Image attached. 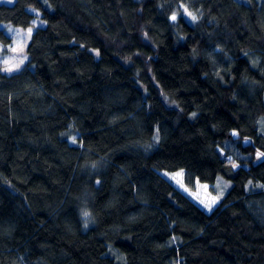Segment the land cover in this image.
Segmentation results:
<instances>
[{"label":"trees","instance_id":"obj_1","mask_svg":"<svg viewBox=\"0 0 264 264\" xmlns=\"http://www.w3.org/2000/svg\"><path fill=\"white\" fill-rule=\"evenodd\" d=\"M34 10L0 71V264H264V0H16L0 24Z\"/></svg>","mask_w":264,"mask_h":264},{"label":"rangeland","instance_id":"obj_2","mask_svg":"<svg viewBox=\"0 0 264 264\" xmlns=\"http://www.w3.org/2000/svg\"><path fill=\"white\" fill-rule=\"evenodd\" d=\"M15 2L16 0H2V2L0 3L13 5L15 4ZM34 12H36L39 18L35 19L34 24L31 27H29L32 30L31 34H29L28 32L29 28H21V27H17L14 25L6 24V23L0 24V28L3 29L9 37L13 38L12 45H9V44L6 45L0 42V64L2 65L0 66L1 72L8 74V75L15 74L19 72L24 67V65L27 63L28 61L27 48L32 40L34 33L37 31L38 28L46 26V22L40 18V13L35 10ZM184 13L194 22L200 21V16L197 15L196 13L192 12L193 14H191L190 12H188V10L185 11ZM193 17H195V19H193ZM4 51L6 52L4 53ZM5 61H7V63H5ZM6 68H12L13 70L6 71L5 70ZM263 123L259 125L260 126L259 129L261 132H264ZM77 137H78V134L75 132L69 135L71 144L73 145L78 144ZM73 140H75V142H73ZM227 182L231 184V182L219 177L217 180V188L223 191L226 188L224 186V183L228 185ZM219 184H222V185L218 187ZM226 190L227 188L225 189L224 192H226ZM86 218H89V216H87ZM89 226L90 225H87V227Z\"/></svg>","mask_w":264,"mask_h":264},{"label":"snow or ice","instance_id":"obj_3","mask_svg":"<svg viewBox=\"0 0 264 264\" xmlns=\"http://www.w3.org/2000/svg\"><path fill=\"white\" fill-rule=\"evenodd\" d=\"M0 2H2V0H0ZM173 20H175V16L172 17ZM193 19H195V17H193ZM31 28L28 29L29 34H31ZM22 62V61H21ZM5 63H7V61H5ZM6 71H12V68H6ZM73 142H75V140H73ZM264 155V154H261ZM211 210V208L209 207V211ZM89 215V213L85 212L84 216L87 217ZM85 227H87V220H85Z\"/></svg>","mask_w":264,"mask_h":264},{"label":"bare ground","instance_id":"obj_4","mask_svg":"<svg viewBox=\"0 0 264 264\" xmlns=\"http://www.w3.org/2000/svg\"><path fill=\"white\" fill-rule=\"evenodd\" d=\"M34 24V23H33ZM8 36V35H7ZM9 37V36H8ZM11 38V37H10ZM13 39V38H12ZM13 44V43H12Z\"/></svg>","mask_w":264,"mask_h":264}]
</instances>
